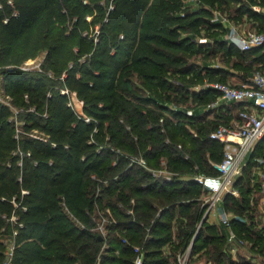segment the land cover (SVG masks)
<instances>
[{
    "label": "trees",
    "instance_id": "1",
    "mask_svg": "<svg viewBox=\"0 0 264 264\" xmlns=\"http://www.w3.org/2000/svg\"><path fill=\"white\" fill-rule=\"evenodd\" d=\"M11 1L0 0L1 93L18 92L21 82L29 80L41 98L38 104L44 101V114H27L16 131L7 105L0 102V264L6 258L7 235L12 240L9 264H95L101 240L89 229L92 210L95 202L103 209L118 201L132 207L150 226L142 263L150 255V264H167L162 247L174 243L177 250L187 245L204 210L200 198L204 191L194 174H215L210 160L222 158V144L209 133L241 107L221 103L206 108L218 93L191 87L204 78L227 82L218 75L226 78L230 71L208 65L217 53L221 61L238 69L243 81L255 70L264 71V44L239 50L228 43L223 37L226 27L211 20L212 9L237 24L249 22L262 28L264 13L252 5H264V0H238L231 9L228 0H114L101 14L105 19L94 43L81 34L89 26L85 14L92 11L83 0ZM65 12L74 20L70 28L64 24L58 28L52 45L65 61L72 58L62 87L82 100L77 109L67 104L60 88L48 89L43 76L19 69L37 55L42 40ZM199 36L207 38L199 42ZM83 50L88 53L78 60L77 53ZM191 55H200L201 66L187 62ZM252 64L257 66L251 68ZM172 102L177 106L169 107ZM187 108L193 113L187 114ZM104 141L142 155L152 166H159L163 158L174 174L170 180L152 179L142 168L127 167L123 155L114 164L106 162L105 152L110 151L100 148ZM256 166L264 167V138L255 144L235 181L238 196L226 194L222 207L232 212L230 225L237 236L264 262L260 188L252 173ZM152 200L160 203L158 215ZM117 214L122 220H117L114 230L135 238L141 226L118 206ZM215 223L205 219L201 226L219 232L213 238L219 243L206 250L218 260L231 253L224 228ZM200 236L195 234L192 253L206 245L208 237L202 234L197 242ZM122 263L116 256L99 255L98 264Z\"/></svg>",
    "mask_w": 264,
    "mask_h": 264
},
{
    "label": "rangeland",
    "instance_id": "2",
    "mask_svg": "<svg viewBox=\"0 0 264 264\" xmlns=\"http://www.w3.org/2000/svg\"><path fill=\"white\" fill-rule=\"evenodd\" d=\"M114 0H98L97 2H91L88 3L87 0H83L82 2L86 3V4H90L92 11L88 12L85 14V16H87V18H85L87 20V23L89 24L88 29L85 31H81V34L85 37H87V39H92V42H95L96 37L98 38L101 35V27H102V22L104 21V17L103 20H101V14L103 13V11L109 8V6L111 5V3ZM238 4V0H228V8H234L235 6H237ZM101 6L102 9L99 10L98 7ZM214 9V8H213ZM62 11H65V9H63ZM105 12V15H106ZM67 12H65L64 14H66ZM71 18V19H70ZM65 19V21L63 20ZM230 19V18H229ZM74 20V17H70V13L68 12L64 17H59L58 21L56 22V27L50 29L47 37H45L42 42H41V46L39 48V51L37 53V55L31 59L32 61H30L27 66L29 67L28 69H21L19 67V69H21V71L26 72L28 75H41L44 78L46 87L48 89L50 88H61L62 87V77H63V73L65 71V69L67 68L68 65H70L73 61L69 60V61H65L66 58L64 55L59 56L58 52L56 50V47H54L52 45V39L54 40L53 36L55 35V32L58 30V28L62 27L63 24L67 26V28H70L72 25V22ZM245 22H241L238 23L240 25H242L244 28H250L251 30L254 31H261V29H264V22H262L263 26L262 28H256V27H251L249 25V22H246L245 24H243ZM208 39H210L211 37L208 36ZM206 37V38H207ZM212 40V39H210ZM89 44L85 45L84 50L87 49ZM87 46V47H86ZM72 50L76 51L77 48L75 47V45H73ZM82 51L80 53H77V59L80 60L82 58H84L86 56V54L88 52L86 51ZM219 53H217L215 56H213V59L211 61L208 62V65H212V66H219V67H224L227 71H230V74L226 75V78L222 77L223 75H218L219 77H221L222 79H224L225 81H227L228 76H232V75H240L238 74V69L237 68H232L230 66V62L225 60V61H221L220 60V55H218ZM257 54V53H256ZM200 55H191V56H187V62L188 63H195L196 65L201 66V59H200ZM232 60V57H230ZM229 58V60H230ZM76 59V60H77ZM40 64L41 69L37 70L35 69L36 65ZM3 64L0 63V69L2 70L3 68ZM257 65L252 64L251 68L256 67ZM240 69V68H239ZM2 72V71H1ZM22 74V73H20ZM170 74V73H167ZM218 77V78H219ZM204 80H209L207 78H204L201 82H203ZM135 83L138 85L139 84V80L134 79ZM201 82H197L196 84H199ZM192 88V87H191ZM0 102L4 103L7 105L9 111H10V116L9 119L13 122L15 128L17 129L16 131H20L21 128L20 126L23 124V122L25 121L24 119L26 118L27 114L31 113V114H44V101L43 104L39 105L38 103H42L41 98L38 96L37 90L34 87L33 83H31L29 80H27L26 82H21L20 87H19V91L18 92H14V93H10L9 91H6V93H0ZM216 100V98L214 99ZM211 102V101H210ZM169 107H176L177 105L172 103H168ZM75 106L76 108H79V103L77 101H75ZM207 116H211V113ZM127 128H129L128 126H126ZM191 131L193 132L194 135L197 134V132L191 127L189 126ZM21 134V132H20ZM101 149H105L110 151V152H105L106 155V162H112L113 164L115 163V161H118V158H120V156H124L128 161H127V167L130 168H142L146 171L149 172L150 177L152 179H158V178H163L165 180H170L171 176L174 174L167 166L166 163L164 161V159H160V164L159 166H152L150 165L147 160H146V164L144 166L136 163V162H132L129 159V154H135V155H139L136 153H131L128 151L123 150L122 148L116 146L113 143H110L108 141H104L103 143H100ZM178 147V144H177ZM181 148V145L180 147ZM142 156V155H141ZM195 167L197 168L198 166L195 165ZM255 168V167H254ZM253 168V169H254ZM180 174H185V173H180ZM168 178H167V176ZM90 178L94 179L95 176L94 174L90 175ZM152 189H154L155 191L157 190V188L155 186H152ZM96 193L98 192V190L96 189L95 191ZM95 193V194H96ZM158 195V194H155ZM201 195V199H202ZM129 202H133V199L130 198ZM95 207L92 210V219H93V224L90 226V230L96 234L97 239L101 240L100 245H99V249H98V254L95 259V264H98L99 261V255L100 253L105 255V256H116L117 259H123V263L124 261L127 262L125 264H136L137 261L141 260V264L143 261V257H144V252H145V244H144V240L146 238V234L149 233L150 231V226H148L147 224H145L142 220L140 219L138 214L135 213V211L132 209V207H129L128 205L125 207V205L118 201L115 205H109V204H104L105 206H102L103 209H100L101 207H99L98 203L95 202ZM155 209H157L156 211V215L159 214V209H160V203L157 202L156 200H152L151 203ZM103 205V204H102ZM117 206L119 208H123V211L126 215H130L131 219L134 220L135 222H137L141 228H140V233L138 232V234H136L135 238L134 237H130L129 234H124L123 231H119V229H115V224L117 225V222L119 220H122V216L120 214H117ZM223 210L222 204L218 203L215 207V211L214 214H210V216L208 217V220H210V222H216L215 224H219V213ZM172 212V211H170ZM173 213L176 216V212L173 211ZM125 216V215H124ZM123 216V218H125ZM118 220V221H117ZM152 221V220H151ZM203 221V213L201 214L200 219L198 220V222L196 223V228L194 231L193 236L191 237L190 241L187 243V245L185 244L183 247H178L177 250H175L176 246L170 245V244H166L162 247L163 250V256L167 257V264H264L263 262V256L255 249L250 248V244L245 242V244L243 246H241L240 248H238L235 252H230L231 254H225L224 257L218 259V260H214L210 255H208L206 253V250H208V247L211 246V244H218V240L217 239H213L215 236V233L219 235V232L216 231H211L208 229H205L201 226ZM174 222V220L172 221ZM174 224V223H173ZM216 227V230L218 231V227ZM175 230V229H174ZM200 230V231H199ZM200 233L202 237V234L207 236V241H206V245L200 249L197 252L192 253V244H194V237L195 234ZM10 236H6L5 237V245L6 244H10L11 241L9 240ZM116 238V240H115ZM140 241H138V239H140ZM202 238L200 239V241L197 242H201ZM177 242V241H176ZM193 242V243H192ZM144 244V246H143ZM176 244V243H175ZM7 245V246H8ZM123 249L125 250V252H123ZM151 256L149 255L148 257H145V264H150V260H151Z\"/></svg>",
    "mask_w": 264,
    "mask_h": 264
},
{
    "label": "built area",
    "instance_id": "3",
    "mask_svg": "<svg viewBox=\"0 0 264 264\" xmlns=\"http://www.w3.org/2000/svg\"><path fill=\"white\" fill-rule=\"evenodd\" d=\"M184 1L198 2V0ZM7 3L12 4V1L7 0ZM111 7L112 3L108 10ZM252 8L257 12L264 13V5L254 4ZM211 20L219 22L226 27L223 37L228 43L233 44L239 50H249L264 44V30L254 31L250 28H244L216 9H212ZM205 40L206 37L203 36L197 38L199 42ZM30 61L32 60L28 59L24 61L19 67L21 69H28L27 64ZM35 69L40 70V64H37ZM204 88H210L218 93L216 100L208 102L206 108H213L221 103L241 104V107L238 108L234 117L228 122L219 123L209 133L210 138L216 139L222 144V158L218 161L210 160V164L216 173L208 175L203 172H197L193 176V179L202 186L204 191L202 194V205L204 207L203 217L206 215V219H208L210 214H214L216 205L222 203L226 194L238 196L239 192L235 187V181L242 174L243 168L255 144L264 138V71H253L248 80L241 81L239 84H230L220 80H204L192 86L194 91ZM60 90L67 95L68 105L77 109L75 101L79 103V106L82 104V100L77 98L75 92L65 87L60 88ZM186 113L189 115L192 114L193 109L187 108ZM84 120L89 121V117H84ZM159 120L162 121V117ZM178 147H180V144H178ZM129 159L142 166L146 164L145 158L141 155L129 154ZM252 173L259 183L258 205L264 222V167L260 169L256 166ZM210 180H215V182L208 184ZM232 215V212L223 209L219 213L218 220L219 224L225 230L228 249L230 252H235L245 244V240L238 237L231 228L230 220ZM9 240L11 243L7 247L5 253L6 258L2 264H9L11 261L12 240ZM136 264H141L140 258Z\"/></svg>",
    "mask_w": 264,
    "mask_h": 264
},
{
    "label": "crops",
    "instance_id": "4",
    "mask_svg": "<svg viewBox=\"0 0 264 264\" xmlns=\"http://www.w3.org/2000/svg\"><path fill=\"white\" fill-rule=\"evenodd\" d=\"M241 81H243V80L238 75L228 76V78H227V82L230 84H239ZM233 112H234L233 114L236 115L237 109H233ZM211 116H212V113H211ZM214 182H215V180H210V181H208V184L214 183Z\"/></svg>",
    "mask_w": 264,
    "mask_h": 264
},
{
    "label": "water",
    "instance_id": "5",
    "mask_svg": "<svg viewBox=\"0 0 264 264\" xmlns=\"http://www.w3.org/2000/svg\"><path fill=\"white\" fill-rule=\"evenodd\" d=\"M206 219V215L203 217V220H205Z\"/></svg>",
    "mask_w": 264,
    "mask_h": 264
}]
</instances>
